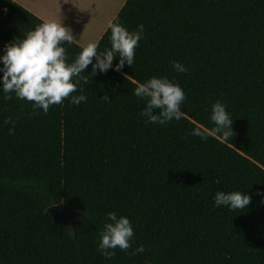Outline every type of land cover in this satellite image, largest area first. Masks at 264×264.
<instances>
[{
  "label": "trees",
  "instance_id": "obj_1",
  "mask_svg": "<svg viewBox=\"0 0 264 264\" xmlns=\"http://www.w3.org/2000/svg\"><path fill=\"white\" fill-rule=\"evenodd\" d=\"M112 20L143 24V38L131 67L81 73L88 83L71 95L86 101L70 96L45 114L0 91V264H264V0H125ZM42 22L0 0V53ZM64 47L71 62L82 46ZM153 76L183 88L182 119L141 115L134 88ZM217 100L233 118L230 141L190 135L213 127ZM219 190L244 191L250 204L215 207ZM59 203L81 210L72 232L46 212ZM110 211L134 235L108 259L98 242Z\"/></svg>",
  "mask_w": 264,
  "mask_h": 264
},
{
  "label": "clouds",
  "instance_id": "obj_2",
  "mask_svg": "<svg viewBox=\"0 0 264 264\" xmlns=\"http://www.w3.org/2000/svg\"><path fill=\"white\" fill-rule=\"evenodd\" d=\"M110 30V47L99 49V40L88 42L81 47L79 53L71 62L65 44H70L74 36L70 27L62 23L61 17L56 20L44 21L24 36L14 37L6 43L0 53V91L4 99H11L14 93L17 99L32 102L33 110L41 109L45 114L49 107L63 103L71 96V103L79 105L87 97L82 91L79 95H71L77 91L81 79L88 83L81 73L91 65L94 75L97 71L104 73L109 69L120 71L125 65L132 66L135 59V49L143 38L144 25H137L136 30L130 31L118 20H110L105 31ZM117 63L113 65V59ZM172 68L179 73L187 72V68L179 61L172 62ZM134 95L143 102L145 107L141 115L146 122L167 124L172 120L183 117L182 104L186 99L183 88L167 76H153L144 82H138L134 88ZM110 100L108 95L102 97ZM210 121L213 127L201 129L194 127L190 135L207 140L209 136L222 142L230 141L234 132L231 127L233 118L220 100L210 107ZM5 123H12L6 120ZM14 134V128L8 129ZM264 201V192L256 193ZM214 206H224L230 210H245L250 204L251 196L244 191L219 190L213 197ZM134 235L133 224L124 215L115 211L106 214V219L100 232L98 250L111 259L116 248L128 250ZM144 246L139 245L133 251L143 252Z\"/></svg>",
  "mask_w": 264,
  "mask_h": 264
},
{
  "label": "rangeland",
  "instance_id": "obj_3",
  "mask_svg": "<svg viewBox=\"0 0 264 264\" xmlns=\"http://www.w3.org/2000/svg\"><path fill=\"white\" fill-rule=\"evenodd\" d=\"M124 2L125 0H72L67 7H60V14L67 12L69 27L77 34L79 41L86 45L103 33Z\"/></svg>",
  "mask_w": 264,
  "mask_h": 264
},
{
  "label": "crops",
  "instance_id": "obj_4",
  "mask_svg": "<svg viewBox=\"0 0 264 264\" xmlns=\"http://www.w3.org/2000/svg\"><path fill=\"white\" fill-rule=\"evenodd\" d=\"M16 3L20 4L24 8H26L28 11L33 13L34 15L38 16L43 21L48 20H56L61 17L62 23L69 27L67 21H68V14L65 12V14H60V7H67L69 4L72 3V0H13ZM114 18V17H113ZM107 27V25H106ZM105 27V29H106ZM104 29V31H105ZM72 30V29H71ZM103 31V33H104ZM74 40L77 44L80 46H84L81 41H79V38L77 37V34L74 33L72 30ZM102 33V34H103ZM99 35L95 40H99L102 36ZM81 42V43H80Z\"/></svg>",
  "mask_w": 264,
  "mask_h": 264
},
{
  "label": "water",
  "instance_id": "obj_5",
  "mask_svg": "<svg viewBox=\"0 0 264 264\" xmlns=\"http://www.w3.org/2000/svg\"><path fill=\"white\" fill-rule=\"evenodd\" d=\"M46 212L59 221L68 232H72L71 221L81 213V210L59 203L48 206Z\"/></svg>",
  "mask_w": 264,
  "mask_h": 264
},
{
  "label": "bare ground",
  "instance_id": "obj_6",
  "mask_svg": "<svg viewBox=\"0 0 264 264\" xmlns=\"http://www.w3.org/2000/svg\"><path fill=\"white\" fill-rule=\"evenodd\" d=\"M82 17V16H81Z\"/></svg>",
  "mask_w": 264,
  "mask_h": 264
}]
</instances>
